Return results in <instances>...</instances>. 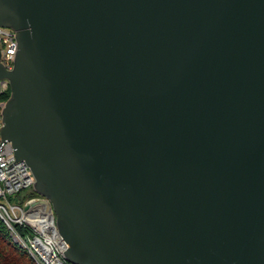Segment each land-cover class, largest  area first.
<instances>
[{
	"label": "water",
	"instance_id": "obj_1",
	"mask_svg": "<svg viewBox=\"0 0 264 264\" xmlns=\"http://www.w3.org/2000/svg\"><path fill=\"white\" fill-rule=\"evenodd\" d=\"M0 25L2 137L67 260L264 264V0H0Z\"/></svg>",
	"mask_w": 264,
	"mask_h": 264
},
{
	"label": "built area",
	"instance_id": "obj_2",
	"mask_svg": "<svg viewBox=\"0 0 264 264\" xmlns=\"http://www.w3.org/2000/svg\"><path fill=\"white\" fill-rule=\"evenodd\" d=\"M18 48L16 31L0 25V61L8 69L14 67ZM0 85L2 93L9 82L2 80ZM4 103L0 100V218L12 240L26 249L36 264H75L64 255L67 244L60 234L51 200L36 192L31 167L17 159L12 142L3 140Z\"/></svg>",
	"mask_w": 264,
	"mask_h": 264
},
{
	"label": "trees",
	"instance_id": "obj_3",
	"mask_svg": "<svg viewBox=\"0 0 264 264\" xmlns=\"http://www.w3.org/2000/svg\"><path fill=\"white\" fill-rule=\"evenodd\" d=\"M11 94L8 89L0 93V100L6 101ZM36 194V193H33ZM21 196V193L18 195ZM0 264H36L30 253L19 247L11 238L9 229L0 218Z\"/></svg>",
	"mask_w": 264,
	"mask_h": 264
}]
</instances>
